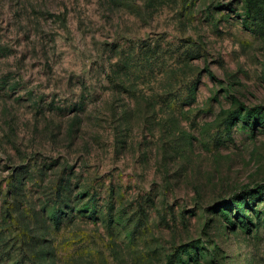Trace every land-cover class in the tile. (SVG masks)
<instances>
[{"label": "rangeland", "instance_id": "374dc122", "mask_svg": "<svg viewBox=\"0 0 264 264\" xmlns=\"http://www.w3.org/2000/svg\"><path fill=\"white\" fill-rule=\"evenodd\" d=\"M0 264H264V0H0Z\"/></svg>", "mask_w": 264, "mask_h": 264}, {"label": "trees", "instance_id": "16d2710c", "mask_svg": "<svg viewBox=\"0 0 264 264\" xmlns=\"http://www.w3.org/2000/svg\"><path fill=\"white\" fill-rule=\"evenodd\" d=\"M56 219H58L57 216H56Z\"/></svg>", "mask_w": 264, "mask_h": 264}]
</instances>
